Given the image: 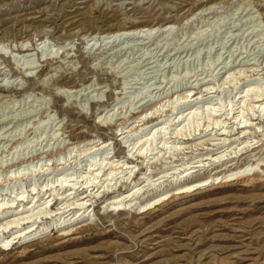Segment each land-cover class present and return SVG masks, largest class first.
Instances as JSON below:
<instances>
[{"label": "rangeland", "instance_id": "obj_1", "mask_svg": "<svg viewBox=\"0 0 264 264\" xmlns=\"http://www.w3.org/2000/svg\"><path fill=\"white\" fill-rule=\"evenodd\" d=\"M178 4L181 10L174 11ZM77 14L80 15L71 20ZM72 21L76 22L71 24ZM166 21L170 25L157 27ZM130 22L157 28L126 38H87L84 33H76L91 27L127 26ZM26 47V53L17 51ZM0 53L4 54L0 55V180H7L0 182V199L7 202L25 192V201H29L33 188L34 192L45 184L49 188L51 182L66 175L67 180L73 179L68 184L76 183L73 192L80 193L88 164L99 165L102 172L108 167L102 163L103 152L109 153L108 157L127 155L136 166L131 174L118 175L108 193L126 191L145 180L154 185L119 214H107L110 209L106 210V200L88 218L72 219L71 225L89 223L93 227L82 243L57 248L53 246L55 242H43L27 247L24 254H19L20 245H15L17 249L0 264H264V133L250 130L244 137L230 139L227 143L234 145L228 151L242 146V141L259 147L241 157L239 153L230 168L223 166L221 170H225L218 174L221 178L243 172L260 161L259 177L254 178L252 187L216 185L218 178L194 195L170 201L164 212L138 215L142 211L139 203L146 199L165 193L168 197L184 184L209 177L211 183L218 173L219 169H213L217 163L205 162L204 169H196L200 171L189 177H179L174 182L177 174H168L153 182L162 176H158L161 172L171 173V168H183L182 163L213 158L222 151L220 146H211L217 129L204 132L205 127L202 131L200 127L194 131L200 134L196 135L199 142L190 144L205 145L168 153L178 141L173 134L176 114L177 119L185 117L193 109L191 112L197 115L190 120L191 125L203 124L206 112L214 110L220 112V121L227 118V128L231 130L232 126L233 131L238 120H255L261 114L251 112L248 105L242 107L238 97L245 96V86L255 83L264 91V0H0ZM190 90L193 92L188 97L197 93L198 99L180 100L171 110L173 102ZM143 111L148 113L144 119L140 115ZM225 112L229 115L224 116ZM234 112L235 122L231 119ZM151 117L169 120L166 134H158L148 144L153 155L136 159V147L128 151L140 135L130 138L126 134L128 137L121 140L112 135V127H118V135L126 127L140 126ZM257 123L264 130L263 116L253 121ZM148 127L142 135L146 136ZM120 128L124 129L119 131ZM187 133L190 132H182L184 138ZM75 141L77 145L73 147L71 143ZM102 141L112 144L94 153L83 152ZM163 141L168 148L159 151ZM60 148L67 149L64 155L41 160L45 152L55 153ZM133 177L135 181L129 185ZM63 191L64 188L55 191L52 198ZM37 221L36 226L41 221L49 227L57 224ZM116 221L124 225H113ZM107 229L111 232L103 235ZM53 233L43 236L55 237ZM146 237L153 241L137 243Z\"/></svg>", "mask_w": 264, "mask_h": 264}, {"label": "bare ground", "instance_id": "obj_2", "mask_svg": "<svg viewBox=\"0 0 264 264\" xmlns=\"http://www.w3.org/2000/svg\"><path fill=\"white\" fill-rule=\"evenodd\" d=\"M201 3L202 2H200V4ZM178 5H179V7L176 5H175V7H173L174 11L181 10V7H180L181 5L180 4H178ZM79 15L80 14H77L74 17H71V20H74V18L78 17ZM75 22L76 21H72L71 24H73ZM167 23H170V21H166L165 23H161V25L157 24L158 25L157 27L159 29H161L163 26L170 25ZM157 27L156 26L148 27V26H144L141 24H136V23L130 22L129 25H127V26L123 25L122 27L121 26L120 27L114 26V27H106V28H93V27H91L89 30L88 29L87 30H79L76 33H78V32L84 33V36L87 38H89L93 35L94 36L97 35L98 37H101L104 35L107 38H114V37L117 38L120 36H125V38H126V36H134V35H138L139 33H144V34L146 32L151 33ZM26 31H24V33H26ZM28 31H30V30H28ZM38 34H40V31ZM149 35H151V34H149ZM23 48H17V51L19 53L20 52L26 53L29 51L27 47H26V49H23ZM0 55L3 56L4 54L0 53ZM7 58H8V56H7ZM255 85L254 86H250V85L245 86L244 91H242V92H245V96L239 95L238 99H240L241 103L243 104L242 107L248 105L249 110L251 112L253 111L254 113H261V114H259L255 120H253V119L242 120V121L238 120L236 122V130L235 131L232 130V126L230 127L231 130H228V128H227L228 124L226 122L227 118L224 117L225 119L223 121H220V119H221L220 112H217L214 110H213V112H210L211 110L206 112L207 116H206V118L203 117L205 119L203 124L198 123V122H196V123L193 122L194 124L191 125L190 120H195L196 119L195 117L197 115L196 111H195L196 113L191 112L193 110L192 108H191L192 109L191 111H188V113H186L185 117L180 114L181 116L184 117L183 120L182 119L180 120L181 116L178 115L179 117L177 119V114L175 115L174 119L176 120L177 124L174 128L173 134H174V140H176V141L178 140V141L176 142L177 144H174L173 147H171V146L169 147L168 153H170V151H173L172 153H175L178 151H183L184 149L190 148L193 144H196L197 141L199 142V139L196 138V135H198V137H199L200 134H196V133H194V131L198 130L200 127H201L200 130L205 127L204 132H211L213 129H217L215 134H214L215 139L211 140L213 142V144H211V146H220L219 149L222 151H220L218 154H216L213 158H212V156H213L212 155L211 157H206V158L203 157L199 161H195V162L190 163V164L188 162L182 163L183 168H181V167H180V169L171 168L170 169L172 171L171 173H167V174L163 175V172H161V173L159 172L160 174H158V176L161 174H162V176L161 177L159 176V178L153 182H156L162 178H165L168 174H171L173 176H175V174H177L175 176L176 178L174 180V182H176L179 177H189L191 174L200 171V170H196L200 167L202 169H204V166L206 165L205 162H207L208 164H210L211 162L213 164H214V162L217 163L218 165L213 169H219V170H216V172H218V173L217 174L215 173L216 178H214L211 183L209 181L212 179V177H209L208 179L198 180V181L191 183V184H184V185L176 188L175 193L171 194L168 197L165 193L164 195H160V196H157L155 198L146 199L144 202L139 203L140 204L139 211H140V209L142 211L140 213H138V215H142V217H143L146 215H154V213H156V212H164L163 211L164 207L167 206L168 204H170L171 203L170 201L179 200L180 198H185L187 196L194 195V194H192L193 192L200 190V189H204L205 187L213 184V182H215V180L220 178L219 177L220 175H218V174H221L225 170V169L221 170L222 167L223 166L226 167L228 165L230 168V164L234 161V159L237 157V155L239 153H240L239 157H241L242 155L247 153L249 150H250L249 152H252V151H255L259 147V145H256L254 147L250 146V145H248L249 142L247 143V142L242 141L240 143V144H242V146L239 144L240 145V146L238 145L239 147L232 148V150L228 151V149L229 148L231 149V147L234 144L233 143L232 144L227 143L233 137L234 138L236 137L237 139H239L240 137H244L248 132H250V130H254V132L258 131L261 134L264 133V130L261 129V126L259 125V123L253 124V121H256L259 117H262V116L264 117V91L261 89L262 88L261 85H259V84L257 85V83H255ZM192 92H193V90L186 92L185 93L186 96H184V97L180 96L181 94L178 95L181 98L179 97L175 102H173V106L171 107V110H174V106H177L181 103L180 100H183V102H190L193 100H197L198 99L197 93H194L191 98L188 97L189 95H187V94H192ZM248 97H250V98H248ZM211 105H210V107H211ZM221 106H220V108H221ZM218 107H219V105H218ZM242 107H240L241 108L240 111H243ZM207 110H208V108H207ZM204 111H205V109H204ZM143 112L144 113H140V115L141 114L144 115V117L142 119H144L148 114L146 111H143ZM236 113H237V111H236ZM236 113L234 112L232 114V117H231V119H235L234 122L237 119V115H235ZM237 114H239V113H237ZM225 115H229V114H226V112H225L224 116ZM187 117H188V119H186ZM197 117H199V116H197ZM142 119H141V121H142ZM168 121L169 120L167 118L164 120L163 119L161 120V117L160 118H156V117L152 118L151 117V118H149V120H146V122L141 124L140 126L134 127L132 125L131 127H128V128L126 127L125 128L126 130L121 132L118 135L115 132L118 127L113 126L112 128L114 129V131L112 129V131H113L112 135L114 134V137H121V140L128 137V136H126V134H128L130 136V138L132 136L137 137L138 135H140L136 139L135 143H133L134 146H132V148L128 152H130L133 148L136 147L135 148L136 150L134 151V153L137 152L139 155V157H137L136 159H141V160L143 159L144 160L145 158H147L148 153H149V156L153 155L148 144H150V142L153 141L154 138L158 134H161V133L163 135L166 134L165 130L168 128L167 127ZM259 121H261V119ZM122 124H125V123L123 122ZM149 124L152 125L151 128L147 126ZM252 125H254V128L252 127ZM119 126H120V124H119ZM146 127L150 128V130H148V133L145 136V135H142V133H145L144 131H145ZM210 127H211V129H209ZM109 129L111 130V127H109ZM123 129L124 128H120L119 131H121ZM140 130H141V132L138 133L137 131H140ZM184 131L190 132L189 134L187 133V136L184 135L187 138H184L182 135V132H184ZM133 133L135 135H133ZM231 133H233V134H231ZM254 135L255 134H253V137H254ZM84 137L85 136H83V138ZM251 137H252V135H251ZM84 139H83V142L85 141ZM244 140H246V139H244ZM81 141H79V142H81ZM86 141L88 144L89 142H91V138L86 140ZM79 142H78V144H79ZM119 142H121V141H119ZM76 143H77V141H75L74 143H71V145L74 147L73 144H76ZM190 143H193V144H190ZM110 144H112V143L108 142V141H102L97 145L86 147L83 150V152H87V151L93 152V151L103 150L106 147H108ZM166 144L167 143L163 141V144L161 145V149L159 151H162L163 149H167L168 147L165 146ZM203 145H205V144L200 143L198 145H193V146L196 147V146H203ZM63 148L58 149L57 152L54 151L55 153L45 152L44 155L42 156L41 160L46 159V160L50 161V160H52L53 156H55V154L64 155V153L66 152L65 150H67V149H63ZM155 149H157V148H155ZM227 151H228V155L226 154ZM103 153L105 155L102 157L103 158L102 163H105V166L102 164L101 165L104 167H106V166H108V167L106 169L103 168L105 171L102 172V169L100 167H98L99 165L96 166L95 163L88 164L87 172L85 173L86 178H84L85 181H83V180L81 181L82 184L80 186H82V190L80 193H74L73 192L75 190L74 188H76V183L74 182L75 184H68V183L73 182V179L70 177V179L67 180L68 176L66 175L67 177L63 176L59 181H58V179L60 177L57 178V181H55L56 183H53L54 181L51 182V187H49V188H47V184L42 186L41 190H37L35 192H34V188H33L32 192L30 191L31 192V194H30L31 198L29 201H27V200L25 201V199L27 198V197L23 196V194L25 192L24 193L20 192V194L16 193L17 195L13 196L14 199H12V200L8 199L7 202H4V198L0 199V261H2L3 259H7L8 254L11 251L13 252V251H15V249H17V248H15V245H20L18 253L24 254L26 252L27 247L36 246L38 243H43V242H46L45 244L55 242L54 245L53 244L52 245L54 247H57V248H65V247H68V246H71L74 244L77 245L79 243H82L83 242L82 239L84 237L88 236V234L93 231V227L89 223L88 224H79V226H77L76 224L71 225L70 221L72 219L81 218V221H82V219H84L85 217L88 218L89 213L95 212V209L99 205L101 206L104 203V201H106V200H108L106 210L110 209V211L107 214L109 215V213H112L115 211L117 214H119L120 211H125L126 206H130L134 199L140 198V196H138L139 194H141V196H143L144 192H148L150 190L149 189L150 186H152V187L154 186L150 180L148 182H145V181H147V180H145V181L138 183L137 185H134L131 189H128L126 191L125 190L122 191L119 189L115 192L108 193V190L110 189V191H111V187L116 185L117 180L119 178V177L116 178L118 175H120V174H124V175L131 174L132 170H134L136 166L133 165L135 161L133 162V160H131L130 158L128 159L127 155L123 156V157H120V155H113L112 157H108L107 154H109V153H105V152H103ZM103 153H102V155H103ZM205 156H209V154H206ZM122 159H124V160H122ZM127 160H131V161L128 162ZM224 160H225V162H223L221 164V162ZM260 163L261 162L258 161L255 164L249 165L248 166L249 170L244 169L243 172L238 171L236 173H232L230 170H228L226 172H231V173L229 175H224L223 177H221L220 180L216 183V185L217 184H230V183L232 184V183H234V184H239V186L241 188H250L253 186V182L255 180L254 178L259 177V173H260V170L262 167V165H260ZM213 164H211V165H213ZM40 169H41V171H43V167H40ZM177 170H179L178 173L176 172ZM44 171H46V170H44ZM14 172H15V170H14ZM74 176H75V174H74ZM155 176H153V177H155ZM193 177H194V175H193ZM134 178H136V177H133L130 180L129 185L135 181ZM76 179L77 178H75V180ZM0 182L6 183L7 180L3 178L0 180ZM129 185H128V187H129ZM223 186H225V185H223ZM63 188H64V191L62 193H60V194L57 193L55 195V196H57V198H52L54 195L53 193L55 191L59 192ZM42 192H44V193L41 194ZM116 193H119V194L117 196L110 197V199L103 200L104 198L112 196ZM70 196H72V197H70ZM161 196H163V197H161ZM74 198H76V199H74ZM185 200H187V199H185ZM51 202H52V204L50 205L49 208H47L48 204ZM15 203H16V205H15ZM104 218H106V216L103 217V219ZM39 219L40 220L44 219V220L54 221L55 223L57 222V224L55 226L51 225L52 227L51 226L49 227V226H44V224L46 222L44 223L41 221V222H39L38 226H36V224L38 223L37 220H39ZM55 219H57V221ZM139 224H142V222ZM113 225L123 226L124 222L116 221L113 223ZM17 228L19 229L18 231L12 232V230H16ZM53 231H55V233H56L55 237H49L48 235H47V237L43 236L47 233H52ZM110 232L111 231L109 229H107L104 231L103 235L109 234ZM55 233H53V234H55ZM5 234H8V236L5 237L4 236ZM53 234H52V236H54ZM38 237H41V238L38 239L36 242L34 239L38 238ZM153 237H156V236H153ZM151 238L152 237H146V239L144 238L140 241H137V243L144 244L147 241L148 242L153 241L152 240L153 238L152 239ZM32 240H34L35 242H33ZM30 241H32V243H30V245L24 246V244H27ZM10 257H12V256H10Z\"/></svg>", "mask_w": 264, "mask_h": 264}]
</instances>
